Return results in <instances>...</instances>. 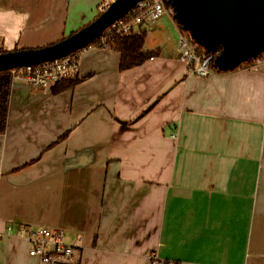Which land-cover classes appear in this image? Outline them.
I'll use <instances>...</instances> for the list:
<instances>
[{
  "label": "crops",
  "instance_id": "0c3cea01",
  "mask_svg": "<svg viewBox=\"0 0 264 264\" xmlns=\"http://www.w3.org/2000/svg\"><path fill=\"white\" fill-rule=\"evenodd\" d=\"M102 1L0 0V51L54 44ZM135 31L154 53L139 67L89 49L71 89L13 82L0 264H39L22 226L65 231L71 264H264V64L198 77L170 18Z\"/></svg>",
  "mask_w": 264,
  "mask_h": 264
},
{
  "label": "water",
  "instance_id": "95a60500",
  "mask_svg": "<svg viewBox=\"0 0 264 264\" xmlns=\"http://www.w3.org/2000/svg\"><path fill=\"white\" fill-rule=\"evenodd\" d=\"M144 0H116L93 22L45 47L0 54V73L37 66L87 48L104 31ZM181 31L209 53L214 67L227 73L264 53V0H167Z\"/></svg>",
  "mask_w": 264,
  "mask_h": 264
},
{
  "label": "built area",
  "instance_id": "2783aa9c",
  "mask_svg": "<svg viewBox=\"0 0 264 264\" xmlns=\"http://www.w3.org/2000/svg\"><path fill=\"white\" fill-rule=\"evenodd\" d=\"M114 2L116 0H103L99 6L100 14ZM162 17H168L177 24L175 11L167 5L165 0H144L138 3L124 18L106 29L102 37L87 48L53 62L10 71L13 82L20 80L36 88L51 89L57 83L75 81L79 77L80 58L84 51L89 49L111 50L110 42L113 38L135 34V28L138 26L153 24ZM179 49V59L187 65L192 75L207 78L216 71L214 62L218 53H209L204 50L189 33L180 31ZM262 64H264V53L257 59L242 64L239 68L246 66L257 68ZM12 233L13 227L9 226L6 234L0 233V239ZM16 236L27 241L30 258L37 260L39 264H71L79 248L78 244L74 243L63 230L22 226L16 232ZM151 263L165 264L160 262L155 255L151 256Z\"/></svg>",
  "mask_w": 264,
  "mask_h": 264
},
{
  "label": "trees",
  "instance_id": "16d2710c",
  "mask_svg": "<svg viewBox=\"0 0 264 264\" xmlns=\"http://www.w3.org/2000/svg\"><path fill=\"white\" fill-rule=\"evenodd\" d=\"M165 2L168 4L167 0ZM180 28V27H179ZM146 33H135L125 37H115L111 40V49L120 53L121 62L120 70L125 71L139 67L150 60L154 53L144 52ZM16 51V50H15ZM5 53L0 51V54ZM220 73V72H219ZM80 80L64 81L57 83L53 88L54 94H59L68 89L75 87ZM13 78L11 72L0 73V134H4L7 128L9 117V105L11 98V90Z\"/></svg>",
  "mask_w": 264,
  "mask_h": 264
},
{
  "label": "rangeland",
  "instance_id": "374dc122",
  "mask_svg": "<svg viewBox=\"0 0 264 264\" xmlns=\"http://www.w3.org/2000/svg\"><path fill=\"white\" fill-rule=\"evenodd\" d=\"M100 15V14H99ZM179 26V25H178Z\"/></svg>",
  "mask_w": 264,
  "mask_h": 264
}]
</instances>
